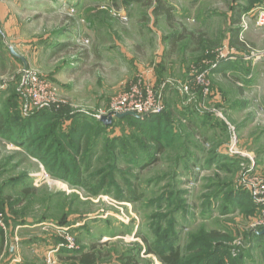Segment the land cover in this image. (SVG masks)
<instances>
[{
	"label": "rangeland",
	"instance_id": "rangeland-1",
	"mask_svg": "<svg viewBox=\"0 0 264 264\" xmlns=\"http://www.w3.org/2000/svg\"><path fill=\"white\" fill-rule=\"evenodd\" d=\"M263 18L264 0H0L1 264H264ZM149 87L162 113L101 122ZM156 131L176 134L151 158Z\"/></svg>",
	"mask_w": 264,
	"mask_h": 264
},
{
	"label": "built area",
	"instance_id": "built-area-1",
	"mask_svg": "<svg viewBox=\"0 0 264 264\" xmlns=\"http://www.w3.org/2000/svg\"><path fill=\"white\" fill-rule=\"evenodd\" d=\"M264 20V18L262 19ZM261 20V21H262ZM32 82V81H31ZM30 82V84H31ZM33 82L34 85L37 86L38 84H43L42 81H40V83L38 82L37 77L33 78ZM150 87L148 89H146V93L147 96L144 97L146 100L143 101L141 100V98H139V95H141L140 90L139 89H135L132 90L130 93L131 95L127 94L124 95L122 97H120V99L118 100V107L116 109L117 112H115V114H125V113H129V112H133V113H137L139 115H146V114H160L163 112V109L160 107H155V98L151 95L152 93L150 92ZM40 94L35 93V98L39 97ZM38 98V99H39ZM38 99L36 101H38ZM101 118V116L99 117ZM237 143L234 140V145L235 146ZM199 170V169H198ZM262 207H264V205H262ZM263 216H262V220L260 221V226H263L262 228H264V211L262 212ZM50 264V263H48Z\"/></svg>",
	"mask_w": 264,
	"mask_h": 264
},
{
	"label": "trees",
	"instance_id": "trees-1",
	"mask_svg": "<svg viewBox=\"0 0 264 264\" xmlns=\"http://www.w3.org/2000/svg\"><path fill=\"white\" fill-rule=\"evenodd\" d=\"M165 10V9H164ZM163 13H165V14H167L169 17H171V15H169L170 13H169V11H167V12H163ZM153 116H155V115H153ZM156 116H159V115H156ZM162 116V115H161ZM127 117H130V116H127ZM144 117V120H146L147 122H149V120H151V118L150 117H152V116H148V115H145V116H143ZM125 118V117H124ZM130 118H132V117H130ZM14 125L16 126L17 124L16 123H14ZM7 131H9V130H7ZM6 131V132H7ZM171 133H172V136H173V134H176L175 133V131H174V133H173V131H156V135H154V136H156V138L154 137V138H152L151 139V142L153 143V152L151 153V158H153V157H156V154L158 155V154H160V151H164L165 149H166V140H171V137L168 139L167 137H169V135H171ZM158 136H160V137H158ZM75 137H77V135H75ZM158 137V138H157ZM171 141H173V140H171ZM71 146V145H70ZM77 154H78V152H77ZM149 156V155H148ZM148 156H146V157H148ZM150 158V157H149ZM192 162V161H191ZM194 162V161H193ZM63 167V166H62ZM188 171H190V170H188ZM69 176H71V175H73L74 176V178L75 177H77V178H79V176L80 175H82V172L79 170V169H77L75 172H72V174H70V171L67 173ZM224 187H222V189H223ZM233 194L234 193H232L231 195H230V197H232L233 196ZM218 194H216L215 195V197L217 196ZM227 208H232L231 207V205H228L227 206ZM218 236H221L219 233H214V234H212L211 235V237H213V238H217ZM257 236H258V239H260V240H262V238L264 237V236H260V235H258L257 234ZM154 253H157V252H154ZM158 255H159V258H160V260H161V262L163 263V264H178L179 263V261H180V259H181V256H180V252L179 251H177V252H173V253H171V254H169V255H160L159 253H157ZM82 262L83 263H85V264H94L95 263V259H94V257H85L83 260H82Z\"/></svg>",
	"mask_w": 264,
	"mask_h": 264
},
{
	"label": "water",
	"instance_id": "water-1",
	"mask_svg": "<svg viewBox=\"0 0 264 264\" xmlns=\"http://www.w3.org/2000/svg\"><path fill=\"white\" fill-rule=\"evenodd\" d=\"M10 51L12 53V55H14L15 57L17 58H20L22 59L21 56H19L15 50L13 48H10ZM126 116H132V117H135V118H144V117H140L139 115H137L136 113H133V112H129V113H125V114H109L108 116H102L100 118L101 122L105 125V126H110L113 122V118L116 117L118 119H122ZM258 235L260 236H264V229L260 232L257 233Z\"/></svg>",
	"mask_w": 264,
	"mask_h": 264
},
{
	"label": "crops",
	"instance_id": "crops-1",
	"mask_svg": "<svg viewBox=\"0 0 264 264\" xmlns=\"http://www.w3.org/2000/svg\"><path fill=\"white\" fill-rule=\"evenodd\" d=\"M194 161V160H193ZM195 162V161H194ZM12 251V250H11ZM12 253H13V251H12ZM32 253H38V251H36V249H35V247L33 248V250H32ZM2 261V260H1ZM1 261H0V264H1ZM24 264V263H23Z\"/></svg>",
	"mask_w": 264,
	"mask_h": 264
}]
</instances>
